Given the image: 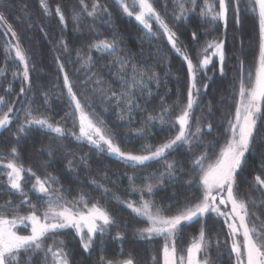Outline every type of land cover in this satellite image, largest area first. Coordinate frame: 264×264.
Here are the masks:
<instances>
[{
    "label": "snow or ice",
    "instance_id": "1",
    "mask_svg": "<svg viewBox=\"0 0 264 264\" xmlns=\"http://www.w3.org/2000/svg\"><path fill=\"white\" fill-rule=\"evenodd\" d=\"M116 2L128 17L135 18L149 42L163 36L171 50L182 57L188 76L186 98L184 101L177 99L172 105H165L162 98L159 110L149 111L147 104L154 96L151 86L159 89L162 78L152 66L139 63L135 53L120 49L119 37L113 31L111 40L100 39L88 45L87 54L81 50L76 52L77 60L81 62L76 72L88 69L80 85L91 84L90 89L86 87L78 91L79 85L74 84L65 67L71 61L61 62L59 56L55 58L61 74L58 80H62L65 90L57 99L64 97L69 109L61 118L64 123L54 121L52 116L36 114L34 103L37 94L32 92L36 65L5 13L0 12V27L4 30L3 35L9 37L4 46L5 65L0 67V78L6 77L8 61L15 64L12 80L2 87L5 94L0 95V133L9 131L16 124L15 131L10 132L13 137L11 146L6 153H0V176L5 178L0 181V195L9 196L0 203V264H72L68 241L63 238L67 235L66 230H74L83 252L91 253L97 245L103 249L105 237L112 227L117 226L114 215L104 203L107 200H115L125 206L142 225L135 229L134 239L151 242L162 238L159 257H153L154 264H217L225 255V249L228 264H264V153H261L260 170L250 182L251 191L242 194L238 181L247 166L248 155H255L264 144V0H164L163 11L156 6L159 0ZM78 4L79 7L71 12L77 30L86 18L93 21L102 18L103 23L111 24V13L100 0H78ZM39 5L44 15L53 14L48 0H39ZM169 6L172 8L170 17ZM247 13L252 14L257 30L253 65L245 71L244 61L239 62L238 99L234 111L224 117L223 131L213 141L206 142L205 135L216 129L213 123L203 124L194 115L200 106V97L209 87L207 83H200L198 77L202 72L207 75L213 57L218 58L219 72L224 73L229 22L231 20L239 27ZM54 14L66 29L67 19L60 5L55 7ZM105 15L107 19H103ZM193 17H198L200 27L209 25L214 31L222 23L224 28L222 37L204 39L195 62L187 45L170 26V21L171 25H188L191 40L199 43V30L191 27ZM57 44L70 55L69 44L63 35ZM93 50L113 57L111 65L116 68L119 91L105 85L102 78L91 71L95 62L91 55ZM159 51L156 49L157 53ZM140 55H144L143 50ZM148 56L154 58L153 53ZM112 67L109 68L110 73ZM169 72L170 69L165 75ZM207 79L211 80V77ZM17 83L18 92L14 88ZM3 84L4 80L0 79V86ZM40 95L43 105L50 107V93L44 91ZM9 96L14 99H8ZM93 96H98L101 103L108 101L109 106L115 105L118 120L128 125L136 122V113H143L139 121L141 126L131 129L135 138L153 135L150 129L157 123L162 128L167 126L170 134L163 142L154 144L145 140L138 149L129 150L122 146L120 133L114 131L96 111ZM17 103L21 106L17 107ZM108 110L109 107L103 109L104 112ZM68 121H71V128L65 127ZM34 130L58 141L48 147L46 154L50 157L59 149H67L63 141L71 138L133 169L131 175H124L129 180L130 194L138 196V199H121L113 193L106 186L107 173L104 174V182L95 178L89 180L102 193V199L93 200L83 192L69 199L70 192L61 184L60 177L47 172L49 161L42 162L45 168L43 175L24 166L21 147ZM170 156L173 159H169ZM89 159L88 154L77 156L73 152L67 160V172L78 177L81 166L89 168ZM154 163L160 164L161 168L143 176L142 183L138 185L136 181L141 177L135 170L149 168ZM29 180L32 183L26 189ZM116 182L111 181L112 184ZM183 185H194L196 193L185 198L183 203H179L174 194L170 198L172 203L178 204L174 210L172 203L165 207L156 201L158 191L168 186L175 189ZM187 190L192 191V187ZM254 192L261 194L259 201L253 198ZM25 208L27 211L22 214ZM212 214L222 218V225L215 232L207 223ZM193 223L199 225L197 232L189 237L185 247H179V242L184 239L183 233ZM20 226L28 229L27 234H22ZM112 239L123 241L126 236L117 231ZM99 264H135V259L129 255L113 261L101 256Z\"/></svg>",
    "mask_w": 264,
    "mask_h": 264
},
{
    "label": "trees",
    "instance_id": "2",
    "mask_svg": "<svg viewBox=\"0 0 264 264\" xmlns=\"http://www.w3.org/2000/svg\"><path fill=\"white\" fill-rule=\"evenodd\" d=\"M100 2L106 5L111 13V24L103 23L102 18H97L95 21L86 18L80 24L79 30H77L71 19V12L73 8L79 7L78 0H48L50 7L53 9V14L49 16L43 14L39 0H0V12L5 13L8 22L17 31L22 40L23 47L28 50V55L36 65V70L32 75V92L37 94L34 103V108L37 109L36 114L42 113L47 116H52L54 121L64 123L61 118L69 109L64 97L57 99L60 93L65 90L62 86V80H58L61 74L59 73L55 58L59 56L61 62L71 61V63H66L65 67L68 69L74 84L79 85L78 91L86 87L90 89L93 86L91 84L87 86L80 85V81L85 79L88 69H83L79 73L76 72L81 67V62L77 60L76 52L77 50H81L82 53L87 54L88 45L100 39L111 40L113 31L119 37L118 47L120 49H124L130 54L135 53L139 63L152 66L162 78L159 89L155 85L151 86L154 96L147 104L149 111H158L162 98L165 105H172L177 99L184 101L188 83L186 64L180 55L171 50L166 38L161 36L159 40L149 42L147 37L144 36L139 23L135 21L134 17H128L123 12L116 0H100ZM128 2L131 3V0H128ZM57 5H60L67 19L66 29L63 28L59 23L58 17L54 14V9ZM156 6L158 10L163 11L164 0H159ZM171 13L172 8L169 6V17ZM103 19H107V16L105 15ZM170 26L174 27L180 40L183 44L187 45L194 62L197 59V53L201 45L204 43V39L220 38L224 32L222 23H219L215 30L212 31L209 25L200 27L198 17H193L191 27L197 28L201 37L199 43H196L191 40L188 25H171L170 21ZM3 31V28L0 27V67L5 65L4 46L9 39V37L3 35ZM62 35L69 44L71 50L70 55L69 53H64L57 44ZM256 47L257 30L252 14H245L242 18V24L239 27L230 20L225 45L226 61L224 73L221 74L219 72L218 58L213 57V64L209 65L207 75L205 76L203 72L199 74V82L202 84L207 83L209 87L207 92L200 97V106L195 110L194 115L195 117H199L203 124L213 123L216 129L213 133L205 135L204 139L206 142L213 141V138L217 137L223 131V123H226L224 117L234 111L238 97L239 62L243 60L244 66L251 67L253 65V54ZM156 49L160 51L157 53ZM141 50H143V56L140 55ZM149 53H153L154 58H149ZM91 55L95 61L91 71L96 72L102 78L105 85L110 86L113 90L119 91L120 84L115 76L116 68L111 65L113 57L101 54L95 50L92 51ZM214 66L215 70H213ZM14 67L15 64L13 61L7 62L8 72L6 77L0 78L4 80L3 86H0V95L5 94L2 87H6L7 82L12 80L11 73ZM110 67H112L111 73L109 72ZM169 69V74L165 75V72L169 71ZM207 77H211V80H208ZM164 81L167 83L165 84ZM14 88L18 92L19 84H15ZM44 91L50 93V107L43 105L40 93ZM201 91L203 92V89ZM88 94L91 95V92ZM8 99L11 100L14 97L9 96ZM93 100L95 101L96 111L114 131L120 133L121 137H123L121 140L122 146L129 150L138 149L145 140H149L154 144L163 142L170 134L167 126L162 128L157 123L150 129L153 135L146 136L144 139L135 138V133L131 129L141 126L139 121L142 119L143 113H136V122L128 125L126 122L118 120L115 105L109 106L110 102L108 101L101 103L98 96H93ZM141 105L142 107L144 106L142 100ZM16 106L20 107L21 105L17 103ZM209 106H211V111H209ZM105 107H109L107 112L103 111ZM21 118H23L22 113ZM117 125H119L118 128ZM65 127L71 128V121H68ZM15 128L16 124H13L9 131L0 133V153H6L11 146L13 137L10 135V132L15 131ZM56 143L58 141L52 139L49 135L34 130L32 135L24 140L21 147V160L24 166L33 168L38 175H43L45 168L42 166V162L49 161L46 165L47 172L60 177L61 184L70 192L69 199H73L80 192L89 194L93 200L102 199V193L96 190L95 186L89 183V180L95 178L98 181L104 182L105 173H107L108 180L106 186L111 188L113 193L118 194L121 199H138V196L130 194L128 188L129 180L124 175L125 173L131 175L134 171L133 169L126 167L114 157L97 153L94 149L90 150L88 145L78 144L71 138H65L63 141L67 145V149H59L53 156H48L46 154L48 147ZM220 143H223V141L220 140ZM69 149L71 151H68ZM200 150L202 149L198 151ZM73 152L77 156L88 154L90 157L89 168L85 169L81 166L78 170V177H74L66 170L67 160L72 157ZM261 153H264V144L260 145L255 155H248L247 166L238 178L240 192L242 194L246 191H251L250 182L252 177L260 170ZM176 158L180 159V157ZM169 159H173V156H170ZM187 167L188 164L185 162V168ZM160 168V164L154 163L149 168L135 170L141 177L136 183L138 185L141 184L143 176L156 172ZM4 179L3 176H0V181ZM111 181L117 182L112 184ZM31 183L32 181H27L25 185L26 189L30 187ZM189 187H192V191L187 190ZM195 193L196 189L194 185H183L175 189L172 186H168L164 190L158 191L155 199L158 203H162L167 207L169 203H172L170 198L174 194L178 197L179 203H183L185 198ZM253 198L259 201L261 194L254 192ZM7 199H9L8 195H0V203ZM104 203L114 215L117 226L112 227L110 234L105 237L103 249L97 245L91 253H85L80 248L75 238L74 230H66L67 235H64L63 238L68 241V250L72 253V264H99L101 256L106 260L116 261L128 258L129 255L135 259V264H154L153 257H159L162 238L151 242L134 239L133 230L142 225L134 219L130 210L115 200H107ZM177 206V203H172L173 210ZM38 207L42 206L38 205ZM26 211V208L22 210V214ZM207 223L209 228L215 232L220 229L222 218L218 219L215 217V214H212L207 218ZM198 227V224L193 223L191 227L186 228L183 233L184 239L179 242L178 246L181 248L185 247L189 237L197 232ZM19 230L22 234H27L28 232V229H24L23 226H20ZM117 231L123 232L126 239L123 241L112 239ZM221 239H223V236H221ZM217 264H228L226 249L225 255Z\"/></svg>",
    "mask_w": 264,
    "mask_h": 264
},
{
    "label": "rangeland",
    "instance_id": "3",
    "mask_svg": "<svg viewBox=\"0 0 264 264\" xmlns=\"http://www.w3.org/2000/svg\"><path fill=\"white\" fill-rule=\"evenodd\" d=\"M251 67H252V66H251ZM251 67H248V66L246 67V66H244V70L247 71V70L250 69ZM237 99H238V97H237ZM134 232H135V230H133V235H134Z\"/></svg>",
    "mask_w": 264,
    "mask_h": 264
}]
</instances>
